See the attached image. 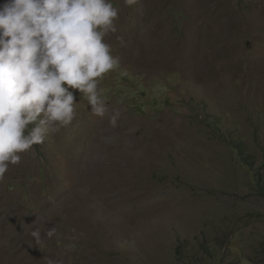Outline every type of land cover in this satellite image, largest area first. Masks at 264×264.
<instances>
[{"label": "rangeland", "instance_id": "1", "mask_svg": "<svg viewBox=\"0 0 264 264\" xmlns=\"http://www.w3.org/2000/svg\"><path fill=\"white\" fill-rule=\"evenodd\" d=\"M113 4L118 125L75 91L71 125L21 154L0 264H264V0Z\"/></svg>", "mask_w": 264, "mask_h": 264}, {"label": "clouds", "instance_id": "2", "mask_svg": "<svg viewBox=\"0 0 264 264\" xmlns=\"http://www.w3.org/2000/svg\"><path fill=\"white\" fill-rule=\"evenodd\" d=\"M119 11L113 0H7L0 5V181L21 163V154L71 125L75 91L92 115L107 116L117 127L121 113L109 111L100 84L120 63L105 41L118 30ZM55 233L53 227L46 235ZM32 235L40 243L39 231Z\"/></svg>", "mask_w": 264, "mask_h": 264}, {"label": "bare ground", "instance_id": "3", "mask_svg": "<svg viewBox=\"0 0 264 264\" xmlns=\"http://www.w3.org/2000/svg\"><path fill=\"white\" fill-rule=\"evenodd\" d=\"M146 40V39H145ZM100 126V125H99ZM99 150V149H98ZM102 151V150H101ZM105 151V150H104ZM98 155V154H97ZM110 158V157H109ZM87 167V166H86ZM113 167V166H112ZM98 168V167H97ZM89 170V169H88ZM88 170H87V172H88ZM90 175V174H89ZM107 179V178H106ZM101 181V180H100ZM99 181V182H100ZM99 182H98V184H99ZM102 183V182H101ZM106 183H107V181H106ZM106 183H104V184H106ZM84 184H86V183H84ZM103 184V183H102ZM103 184V185H104ZM109 184V182L107 183V185ZM101 185V184H100ZM105 186V185H104ZM102 187V186H101ZM101 187H96V189L94 190V192L92 193V196L90 195V197L91 198H89V199H93V200H95V201H99V200H101V199H99V198H101L100 197V193L102 192V191H100V190H102L101 189ZM106 187V186H105ZM104 187V188H105ZM108 187V186H107ZM92 188V187H91ZM92 190H93V188H92ZM106 190H104L103 192H105ZM101 195H102V193H101ZM88 197V196H87ZM82 199H84V198H82ZM92 201V200H91ZM95 201H93L94 203H96ZM90 202V201H89ZM91 203V202H90ZM99 203L100 202H98V203H96V206H99ZM83 204V203H82ZM81 204V205H82ZM92 204V203H91ZM92 206V205H91ZM91 206H90V209H91ZM101 206V205H100ZM77 207V206H76ZM94 207V206H93ZM104 207V206H103ZM100 208V210H103V209H106V208H102V206L101 207H98V209ZM89 209V210H90ZM94 209H96V208H94ZM88 210V211H89ZM92 210H93V208H92ZM91 211V210H90ZM98 211V210H97ZM104 211V210H103ZM100 212H102V211H100ZM93 213H94V211H93ZM70 214V213H69ZM97 214V213H96ZM105 222V221H104ZM108 221L106 220V223H107ZM181 225V224H180Z\"/></svg>", "mask_w": 264, "mask_h": 264}, {"label": "trees", "instance_id": "4", "mask_svg": "<svg viewBox=\"0 0 264 264\" xmlns=\"http://www.w3.org/2000/svg\"><path fill=\"white\" fill-rule=\"evenodd\" d=\"M262 182H263V181H262ZM258 184L260 185V184H261V182H259ZM261 185H262V184H261ZM261 185H260V186H261ZM261 187H262V186H261ZM263 189H264V187H263Z\"/></svg>", "mask_w": 264, "mask_h": 264}]
</instances>
